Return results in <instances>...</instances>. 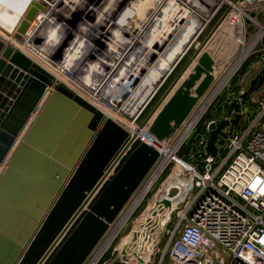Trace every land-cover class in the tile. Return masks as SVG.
<instances>
[{
    "label": "water",
    "instance_id": "obj_1",
    "mask_svg": "<svg viewBox=\"0 0 264 264\" xmlns=\"http://www.w3.org/2000/svg\"><path fill=\"white\" fill-rule=\"evenodd\" d=\"M36 8L18 24L17 42ZM223 16L140 123L157 141L175 135L214 83V60L203 49ZM263 84L264 63L226 116L208 124L207 156L241 125L242 107ZM160 158L138 133L0 36V264H87Z\"/></svg>",
    "mask_w": 264,
    "mask_h": 264
},
{
    "label": "built area",
    "instance_id": "obj_2",
    "mask_svg": "<svg viewBox=\"0 0 264 264\" xmlns=\"http://www.w3.org/2000/svg\"><path fill=\"white\" fill-rule=\"evenodd\" d=\"M19 3L23 6L22 17L31 7H40L36 8V14L22 36V43L38 53L35 57L39 59L42 55L44 65L57 72L63 71L64 79L83 90L89 98L103 107H110L117 117L121 116L137 126L138 118L153 97L132 116L125 112L123 104L147 76L149 68L158 65L180 42L186 24L194 17L190 13L185 16V0H19ZM225 3L228 8L219 25L228 22L231 27L227 32L231 37L229 42L236 50L240 48L242 55L260 31L258 23H262L259 18L264 12V0H228ZM207 24L208 21H204L197 28L193 42ZM250 26L258 27L254 35L249 32ZM51 27L59 30V37L55 44L49 45L46 33ZM116 31L122 35L123 43L114 39ZM152 36L156 39L147 45L145 42ZM250 37L254 38L247 44ZM257 42L240 65L253 54L251 52ZM116 52L119 58L114 57ZM75 53L77 55L73 58ZM142 59H145L144 76L142 72L138 77L131 73L120 76L124 66ZM67 63L72 69L66 67ZM91 66H94L92 71ZM85 77L95 80L92 83H99L97 89L87 84ZM120 78H128L132 91L118 88L108 91L114 80ZM258 105L254 116L241 110V125L228 135L223 145L218 146L216 156H207L204 150L207 125L206 138L196 146V158L189 159L187 163L175 154L176 157L171 159L183 168L187 179L184 175L170 177L155 199L158 203L154 201L146 208L143 223H139L134 231V240L128 242L124 249L135 256L134 264H165L166 254L171 264H264V100ZM138 135L157 148V140L147 131L140 130ZM160 153L157 169L164 157ZM184 163L188 164L189 170L183 167ZM174 187L179 192L171 196L174 202H170L165 215L161 216L163 220L159 221L160 212L165 209L161 202L169 197L172 189H176ZM179 201L189 205L180 209L177 207ZM145 223L152 228L148 235L142 227ZM162 226L163 237L169 235V239L165 248L157 246L155 255L160 253V259L152 263L143 252L146 250L140 246L144 239L139 238L146 236L150 246V239ZM123 255L121 251L115 259L131 264L123 260Z\"/></svg>",
    "mask_w": 264,
    "mask_h": 264
},
{
    "label": "rangeland",
    "instance_id": "obj_3",
    "mask_svg": "<svg viewBox=\"0 0 264 264\" xmlns=\"http://www.w3.org/2000/svg\"><path fill=\"white\" fill-rule=\"evenodd\" d=\"M208 2L210 3V0H191L189 2L187 0H185V4L187 6L186 10H188V12L190 14L196 15L198 17V20L202 21V23H204V21H206V22L208 21V24H207L206 28L204 29V31L199 35L198 39L195 40L196 47H195V44H192V46L190 47L189 51L186 53L184 58L179 62L178 66L168 76V78L165 80V82L164 83H163V81L156 82L157 85H155V86L153 85L155 88L149 90L146 93V95L143 98V103L140 105V107L137 108V110H135L136 112L148 100H150L152 95H154V94L155 95L153 96V98L149 102L147 108L144 110V112L138 118L137 123L139 125L145 119V117L148 115V113L153 108V106L158 101V99L162 96V94L164 93L166 88L169 86V84L172 82L174 77L179 73L181 68L188 61L189 57L193 54L195 49L199 47V45L203 42V40L207 37V35L210 33V31L213 29V27L217 24L219 19L222 17L224 12L227 11L228 6H227V4L225 3L224 0H218L217 1V5L214 8L210 7ZM201 7L202 8L203 7L211 8V12L207 15L206 18H205L204 15H202L200 12H198L196 10L197 8L200 9ZM259 19H260V21L262 23H264V12H262L260 14V18ZM220 31H222V30H220ZM257 31H258V27H252V26L249 27V32L252 35H254ZM224 38H225V36L222 35V36H219V38H217L216 41H215L216 48L214 49V52L216 53V56L218 58H216V63L214 64L213 68L215 70H218L221 65H224V67H223L222 72L219 73L217 75V77H215V81L212 84V86L210 87L209 91L206 93V95H209L213 91V89L218 85L219 81L223 77H225L226 75L228 76V78H230V76L232 74V78L228 79V81L226 82L224 87L221 89V91L218 92V94L214 97V99L212 100V102L210 103L208 108L205 110V112L201 116L200 120L196 123V125L190 131L189 135L185 138V140L181 143L180 147L177 149V151L175 153L176 156L181 158V159H183L187 163H189V159H193V157L196 158V146H197L198 142H200L202 139L206 138V131L203 132V127L206 124V121H205L206 118H203L205 113L208 112L210 109H212L213 106H214V103L217 102V101L218 102L220 100L223 101L219 105H223L224 104L225 97H226L225 92H226L227 89H229L231 87L237 88V92L238 93H239V91H243L244 92V91H246L248 89L249 82H250L249 79H253L254 78V74H253V71H252L253 69L251 68V66H252L251 63L253 62V60H255V58H254V57H256L255 53L259 50L260 47L264 46V32H263L260 40L257 42V45L254 47L253 52H251L253 54H250L242 62V64L239 65L238 68L234 71L235 66H233V64L238 59L241 51H240V48H239L238 50H235V51L230 53V49H229L230 45L228 46L225 43L227 41ZM253 38L254 37H250L247 40V44H249L250 41L253 40ZM209 41H210V39H209ZM151 69L152 68H149V70H148L147 74H145V76L146 75L148 76L150 74L149 71ZM142 70H143V68H142ZM144 72H142V75L144 74ZM242 75H243V80L241 81ZM237 78H238V80H237L238 82L235 81V79H237ZM144 79L147 80V77H145ZM233 79H234V81H232ZM139 83H141V82H139ZM128 89L131 90V87H129ZM137 89L135 91H132L131 94H129V96H131V98L125 104L126 106H128V104L130 102H132L134 100V98H137V96L141 93V90H142V95L144 94V92L147 91V87H145L143 89H139V90H137ZM155 90H156V92H155ZM254 93L252 95H254V96L257 95V93H255V94ZM263 94L264 93H262V96H260V97H256V99H254V103L250 104V106L248 104V106L250 107L249 110L251 112L250 113L251 115H253V114L255 115L256 114V112L258 110V107H259L258 104L260 102H263V100H264V95ZM252 95H251V99H250L251 101L253 100V96ZM141 96H140V98H141ZM228 100H230V99H228ZM228 100L226 102H228ZM107 108H108V112L110 114H113V116H115L116 118L123 119V121L125 120L126 124H129V125L132 123V122H128L125 118H123L121 116L117 117L115 115L116 112L114 110L110 109V107H107ZM227 108H228V105H227ZM217 109L218 108L215 107L214 110H217ZM132 112L133 111H131L130 113H132ZM192 117H193V113H192V115H190V117L188 119V122H190ZM184 124L175 133L174 138L169 143V147H172L176 143L178 137L181 135L182 131L184 130V128L186 126V125L184 126ZM186 165H188V164H186ZM183 167H185L184 164H183ZM184 173H185V171L183 170V168L180 165H178L175 160H171L167 164V166L164 168L162 173L159 175V177L155 180V182L153 183L151 188L148 190V192L146 193V195L144 196L142 201L137 205V207L132 212L130 217L124 223V225L122 226V228L120 229V231L118 232V234L116 235V237L114 238L112 243L108 246V248L105 250V252L102 254V256L99 258V260H97V262L95 264H112L114 259L119 255V252H121V251H122V254H125V255L122 256L123 260H126V261L130 262L131 264H134V261L136 259L135 256L133 254H131L128 249H126V250H124V249H125L126 245H128V242H131L132 240H134V237H133L134 231L138 228V224L139 223H143V221H144L143 217H144V213H145L146 208L148 207V205L152 204L155 201V199H157L159 197L160 192L162 191L163 187L165 186V183L167 182V180L170 177H173V176H176V175H179L180 177H183V175L185 176ZM185 178L187 179V176H185ZM178 192H179V190H177L176 195L178 194ZM184 195H185V192L182 194V196L180 198V201L184 197ZM168 196L170 197L169 194H168ZM168 196H166V197H168ZM169 197L166 198V199H169V201H170V198L172 199V197H170V198ZM180 201H179V204H178L177 207H179L180 209H182V208L186 209L187 206L189 205V203L180 202ZM157 203H158V201L156 200L155 204H157ZM161 206L165 208L164 211L160 212L161 214L165 213L166 209H168V207H170V206H165L162 202H161ZM161 214H160L159 221L162 220ZM171 214H172V219H173L174 218L173 217L174 213L172 212ZM148 223H149V221H148ZM148 223H145L144 225H142V227L145 228L146 235H148L150 233L151 229H152V228H150V225ZM116 225L117 224H113V226L111 227V229L108 232L107 236L104 238V240L102 241L100 246L94 252L93 256H95L97 251L100 249L101 245L107 240V237H109V235L111 234L113 229L116 227ZM163 231H164V226H162V228H158L157 229V232L154 234L152 239H150V241H151V245L150 246H149L150 242H147L146 239H145L146 236L139 238V239H144V240L141 241V245L140 246H142V248L146 250V251L143 250V252H144L145 255L147 254V256L150 257L152 263L153 262H158L159 259H160V255H161L160 253H158V255H155V249L157 248V246H160V249L165 248V246L167 244V241L169 239V235L163 237V234H162ZM175 236L177 237L178 233H176ZM137 242H138V240H137ZM139 244H140V242H139ZM169 260H170L169 259V255L166 254V256L164 258V263L165 264H171ZM89 262L87 264H89Z\"/></svg>",
    "mask_w": 264,
    "mask_h": 264
},
{
    "label": "bare ground",
    "instance_id": "obj_4",
    "mask_svg": "<svg viewBox=\"0 0 264 264\" xmlns=\"http://www.w3.org/2000/svg\"><path fill=\"white\" fill-rule=\"evenodd\" d=\"M187 1L189 2L191 0H187ZM217 1L218 0H210V3L209 2L208 3L210 5V7L214 8L217 5ZM224 1H228V0H224ZM22 7L23 6L20 5L19 0H0V22H1V24H0V36L3 37L4 39H6L11 44H13L16 48H18L21 51H23L26 55L31 57L34 61H36L38 64H40L43 68H45L50 73H52L54 76H56V78H58L60 81L66 83L70 88L75 90L78 94L83 96L90 103H92L96 107L100 106L99 109H101L107 116L116 119L117 121L122 123L124 126H126L130 131H135V133H138L140 131V129L138 128L139 126H137L135 124H132V123L130 125L126 124L125 120L123 121V119H118L115 116H113V114H110L108 112V108H104V107H107V106L103 107V106L99 105L98 103L95 102V99L89 98L84 93L83 90H82L83 91L82 92L74 84H72L71 82H69L66 79H64L65 76H64V74H62L63 71H58L57 72L51 66H50L51 67L50 68L46 64L44 65L43 62H42L43 61L42 55L38 57L39 59H37L35 56H36V54L38 55V53L34 52L33 50H29L28 47H26L25 44L19 43L13 38L14 33H16V28H17L18 24L24 18V17L21 16V12L23 11ZM201 8L200 9L197 8L196 10L198 12H200L202 15H204L205 18H206L207 15L211 12V8H208V7H203L202 9ZM188 13H189L188 10L185 9V16H187ZM227 23L228 22H223V23H221V25H218V27L215 30L214 34L218 30L219 31L222 30V31H224V33H227L228 32V28L231 29V27L228 26ZM201 25H202V21H199L198 17L196 15H194V17L190 18L189 22L185 26V30L183 32V35H182V38H181L180 42L178 44H176L171 50H169L168 53H166L165 57L162 58V60L159 62L158 65L154 66L149 71L150 74L148 76H146L147 80L143 79L142 81H140L141 83H139V85L134 89V90H136L138 88L137 90H139V89H143V88L147 87V91L144 92V94L142 95V90H141V93L137 96V98H134V100L132 102H130L128 104V106H126L125 104L123 105V109L125 110V112L128 115L132 116V115H134L136 113L135 110H137V108L140 107V105L143 103L144 96L146 95V93L149 90L155 88L154 86L157 85L156 82L164 81L165 77L169 74V72L171 71V69L174 66V65L171 66L172 65L171 63H173V61L176 59V57H178V55L184 50L183 49L184 44H187V43L189 44V43H191L193 41V37L196 34L197 28H200ZM258 25L260 26L259 33L254 38L252 44L248 47V49L245 50L244 52H242V55H240L238 60L233 64V66H235L234 71L238 68V66L241 63V60L246 56L248 50H250L252 48V45L254 46L255 43L260 40V38L262 36V33L264 32V24L258 23ZM114 28L116 30H118L116 26ZM32 29H33V27H31V30ZM214 34L212 35V37L214 36ZM46 37H47L46 42H48L49 45L55 44L57 42V40H58V37H59V30L54 28V27L49 28L48 32L46 33ZM228 37L231 39L230 35ZM92 38H95V37H92ZM114 39H117V41H119L118 43H123L122 35H119V33H117V31L115 32ZM155 39H156V37L152 36V38L148 39L147 42H145V43L147 45H149V44L153 43V41ZM111 45H113V44H111ZM206 45H205V48L203 49V51H206V49H208V46L206 47ZM76 55H77V53H75L73 55V58ZM118 55H119V53L116 52L114 54V57L119 58ZM144 61H145V59H142L138 63L124 66L123 69L120 72V76L121 77H123L124 75L127 76V74L131 73V74L137 75V77H138L141 74V72H142V68L144 66ZM69 64L70 63H67L66 67H68ZM110 64H112V62ZM223 67H224V65H221L219 67V69L217 68L218 70H215L213 68L214 69L213 70L214 77H217V75L222 72ZM68 68L72 69L71 66H69ZM92 69H94V66L90 67L91 71H92ZM85 79H86V77L84 78V80ZM228 79L229 78H228L227 75L225 77H223L219 81L218 85L213 89V91L209 95L205 94L199 100V102L197 103L196 107L192 111L193 117L191 118L190 122H188L189 118L186 120V122L184 124V126L186 125L184 130L182 131L181 135L178 137L176 143L172 147H169V143L172 141V139L174 138L175 135L168 141H163V142H159V141L156 142L155 141V143H156L155 145H157V148H159V150L164 154V157H163V160H162L161 164L159 165L158 169L154 172V174L152 175V177L150 178L148 183L144 186V188L140 191V193L135 197V199L131 203L130 207L128 208V210L126 211L124 216L120 219V221L118 222L116 227L113 229V231L111 232L109 237H107V240L103 243V245L97 251L95 256L92 257V259L90 260L89 264H95L97 262V260H99V258L102 256V254L105 252V250L108 248V246L112 243V241L114 240V238L116 237V235L118 234V232L120 231V229L122 228L124 223L130 217V215L135 210L137 205L142 201V199L144 198V196L146 195L148 190L151 188V186L153 185L155 180L162 173V171L164 170V168L166 167L168 162L171 159L175 158V151L178 149V147L181 145V143L185 140V138L189 135L190 131L193 129V127L196 125V123L200 120V118L203 115V113L205 112V110L208 108V106L210 105V103L212 102L214 97L218 94V92H220L221 89L224 87V85L226 84ZM93 81H95V80H93ZM93 81L92 80L90 81L88 78L86 79L87 84H90V85L94 86L97 89L99 83L98 84H96L95 82L92 83ZM87 84H84V85H87ZM129 87H130V81L128 80V78H126V79L125 78H123V79L120 78V79L114 80L112 85L109 86L108 91H111L114 88H116V89L118 88V89H121V90H123V89L127 90ZM131 91H132V88H131ZM155 92H156V90H155ZM154 95H152L151 98ZM140 96H141V98H140ZM131 111H133V112L130 113ZM192 113H191V115H192ZM143 130L147 131V127L144 128ZM184 165H185V167H184L185 169H187V170L190 169V167L188 165H186L185 163H184ZM192 172L196 173L194 171H192ZM174 188H176V187H174ZM175 190H176V192H175L174 196H176V193H177L178 189L176 188ZM170 201L174 202L173 199H170ZM164 215H165L164 213L161 214V216H164ZM159 218H160V215H159ZM162 220H163V218H162ZM162 220H160V221H162Z\"/></svg>",
    "mask_w": 264,
    "mask_h": 264
},
{
    "label": "crops",
    "instance_id": "obj_5",
    "mask_svg": "<svg viewBox=\"0 0 264 264\" xmlns=\"http://www.w3.org/2000/svg\"><path fill=\"white\" fill-rule=\"evenodd\" d=\"M0 24H1V22H0ZM221 32V33H220ZM217 33V34H216ZM215 34H214V36L210 39V43L208 42L207 43V45H206V47L208 46V49H206V51L210 54V56L212 57V59L214 60V64L216 63V58H218L217 56H216V53L214 52V49L216 48V43H215V41H216V39L217 38H219V36H222L223 34H224V36H225V40L227 41V42H225L228 46L231 44V42H229L231 39H229L228 38V34L227 33H224V31H217ZM218 35V36H217ZM212 40V41H211ZM189 44H191V43H189ZM189 44L187 43V44H184V46H183V51L178 55V57H176V59L173 61V63H171L172 65L171 66H173L179 59H180V57L182 56V54H184L185 52H186V50H187V48L189 47ZM192 44H195V41L192 43ZM192 44H191V46H192ZM225 44V45H226ZM211 45V46H210ZM213 45V46H212ZM226 45V46H227ZM190 46V47H191ZM231 46H233V44H231ZM230 46V47H231ZM195 47H196V44H195ZM211 47V48H210ZM205 48V47H204ZM230 49V48H229ZM236 49H235V47L233 46V47H231V49H230V53L231 52H233V51H235ZM189 51V50H188ZM256 54V57H254L255 58V60H253V62L251 63V68L253 69L252 71H253V74H254V77L259 73V71H260V69H261V66H262V64L264 63V46H262V47H260L259 48V50L255 53ZM255 62V63H254ZM194 64L195 63H193L191 66H190V68L191 67H193L194 66ZM189 68V70L186 72L187 74H185L184 76H183V78L181 79V81H183L184 79H186L187 77H188V75H189V73L191 72V70H192V68L190 69ZM241 76V75H240ZM164 77V76H163ZM245 78V77H244ZM238 80V78L237 79H235V81H237ZM243 80V75H242V77H241V81ZM252 79H249V81H251ZM180 81V82H181ZM232 81H234V79L232 80ZM238 82V81H237ZM250 83V82H249ZM237 90V88H233V87H231V88H229V89H227L226 90V92H225V95H226V97H225V101H224V104L223 105H219L220 103H222L223 101H221V102H219L218 104H216V106L215 107H217L218 109L217 110H215L216 112H219V115L220 116H218V117H213V118H211L210 119V121L206 124V126L211 122V121H218V120H220V119H222L223 117H225L226 116V113H227V105L229 106V104L233 101V100H235V99H237L242 93H243V91H239V93L236 91ZM255 93H257V95H252L253 96V100L251 101H249L248 103H246L243 107H242V111L244 112H250V104H252V103H254V99H256V97H260V96H262V93H264V84L262 85V87H260L259 88V90L258 91H256ZM254 93V94H255ZM238 96H237V95ZM264 95V94H263ZM228 99H230V100H228ZM228 100V102H226ZM232 100V101H231ZM231 101V102H230ZM230 102V103H229ZM248 104H249V106H248Z\"/></svg>",
    "mask_w": 264,
    "mask_h": 264
},
{
    "label": "trees",
    "instance_id": "obj_6",
    "mask_svg": "<svg viewBox=\"0 0 264 264\" xmlns=\"http://www.w3.org/2000/svg\"><path fill=\"white\" fill-rule=\"evenodd\" d=\"M236 91H237V90H236ZM220 101H221V100H220ZM220 101H219V102H220ZM219 102H218V101L215 102L213 108L210 109L208 112L205 113V115H204L203 118H206V119H205L206 124L210 121L211 118L220 116V115H219V112H216V111L214 110L216 104H218ZM207 119H208V120H207ZM206 124H205L204 127H203V132L206 131ZM200 125H201V124H200ZM201 131H202V130H201Z\"/></svg>",
    "mask_w": 264,
    "mask_h": 264
}]
</instances>
